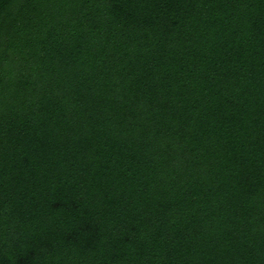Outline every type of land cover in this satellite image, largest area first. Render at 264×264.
Wrapping results in <instances>:
<instances>
[{"label":"trees","instance_id":"16d2710c","mask_svg":"<svg viewBox=\"0 0 264 264\" xmlns=\"http://www.w3.org/2000/svg\"><path fill=\"white\" fill-rule=\"evenodd\" d=\"M0 264H264V0H0Z\"/></svg>","mask_w":264,"mask_h":264}]
</instances>
